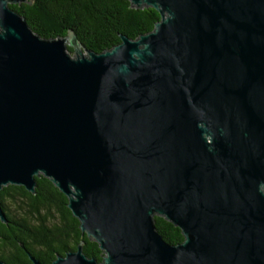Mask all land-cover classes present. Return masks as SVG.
<instances>
[{
    "label": "water",
    "instance_id": "1",
    "mask_svg": "<svg viewBox=\"0 0 264 264\" xmlns=\"http://www.w3.org/2000/svg\"><path fill=\"white\" fill-rule=\"evenodd\" d=\"M128 1L158 20L97 53L0 0V191L47 178L101 250L50 264H264V0Z\"/></svg>",
    "mask_w": 264,
    "mask_h": 264
},
{
    "label": "trees",
    "instance_id": "2",
    "mask_svg": "<svg viewBox=\"0 0 264 264\" xmlns=\"http://www.w3.org/2000/svg\"><path fill=\"white\" fill-rule=\"evenodd\" d=\"M11 8L41 37L64 36L71 30L87 49L97 53L117 44L120 34L136 38L149 32L159 18L155 9L134 8L128 0H30ZM35 180L34 194L16 185L0 191L8 221H0V259L7 264H32L28 252L42 264H50L56 255L74 250L83 240L86 256L100 261L101 250L79 230L78 220L66 206L67 198L47 178ZM154 220L166 242L183 240L178 227L161 216H154Z\"/></svg>",
    "mask_w": 264,
    "mask_h": 264
},
{
    "label": "flooded vegetation",
    "instance_id": "3",
    "mask_svg": "<svg viewBox=\"0 0 264 264\" xmlns=\"http://www.w3.org/2000/svg\"><path fill=\"white\" fill-rule=\"evenodd\" d=\"M1 243L4 245L3 247H4L5 249L8 248V247H7V246H8V243H7V242L4 244V241H2ZM8 249H9V248H8ZM6 250H7V249H6Z\"/></svg>",
    "mask_w": 264,
    "mask_h": 264
}]
</instances>
